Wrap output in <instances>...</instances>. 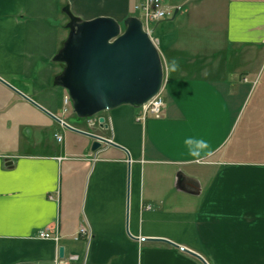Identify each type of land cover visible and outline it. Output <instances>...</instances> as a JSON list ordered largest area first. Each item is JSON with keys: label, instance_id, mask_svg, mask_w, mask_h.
<instances>
[{"label": "crops", "instance_id": "0c3cea01", "mask_svg": "<svg viewBox=\"0 0 264 264\" xmlns=\"http://www.w3.org/2000/svg\"><path fill=\"white\" fill-rule=\"evenodd\" d=\"M133 3L0 0V79L130 155L93 152L91 138L0 81V264H55L61 246L79 256L74 264H204L192 253L264 264V0H166L173 15L153 32L160 116L139 123L138 109L123 106L100 114L101 128L54 84L65 66L54 60L69 35L64 9L123 23ZM179 172L199 193L177 188Z\"/></svg>", "mask_w": 264, "mask_h": 264}, {"label": "water", "instance_id": "95a60500", "mask_svg": "<svg viewBox=\"0 0 264 264\" xmlns=\"http://www.w3.org/2000/svg\"><path fill=\"white\" fill-rule=\"evenodd\" d=\"M64 12L69 18L66 26L69 35L54 60L65 66L54 84L67 91L73 112L78 118L98 117L100 127L108 128L109 125L105 124V118L99 117L100 114L123 106L139 109L161 92L164 83L161 54L139 18L129 16L120 23L111 17L84 20L75 16L69 7ZM0 81L68 130L91 138L93 152L103 145L112 146L123 150L130 159L125 148L94 133L73 128L2 79ZM187 179L183 172H179L177 188L190 194L199 193V188L193 190L195 187L188 184ZM157 241L173 244L167 240ZM192 254L208 264L199 255ZM59 256H65L63 246L59 248Z\"/></svg>", "mask_w": 264, "mask_h": 264}, {"label": "built area", "instance_id": "2783aa9c", "mask_svg": "<svg viewBox=\"0 0 264 264\" xmlns=\"http://www.w3.org/2000/svg\"><path fill=\"white\" fill-rule=\"evenodd\" d=\"M132 14L140 19L143 24L144 30L149 34L152 39V34L158 23L170 18L173 15V9L166 4V0H134L132 6ZM66 105L71 104L69 96L65 100ZM164 107V98L161 92L153 97L148 103L138 109L136 117L137 122L143 123L148 117H159ZM58 139L60 137L57 136ZM53 199L52 196H50ZM80 235H87L89 232L85 228L80 229ZM39 237L46 240H52L59 243L60 237L57 233L48 230L39 232ZM79 260L76 254H69L61 258L59 251L55 259V264H74Z\"/></svg>", "mask_w": 264, "mask_h": 264}, {"label": "clouds", "instance_id": "9594fccd", "mask_svg": "<svg viewBox=\"0 0 264 264\" xmlns=\"http://www.w3.org/2000/svg\"><path fill=\"white\" fill-rule=\"evenodd\" d=\"M172 70L173 71H176V70H178V68H179V65L176 63V61L174 60L173 62H172ZM192 140H188V141H186V143L187 144H192ZM198 143V148H205V147H207V145L203 142V141H200V142H197ZM192 155H194V156H196V155H199V153L198 152H195V151H193L192 152Z\"/></svg>", "mask_w": 264, "mask_h": 264}, {"label": "rangeland", "instance_id": "374dc122", "mask_svg": "<svg viewBox=\"0 0 264 264\" xmlns=\"http://www.w3.org/2000/svg\"><path fill=\"white\" fill-rule=\"evenodd\" d=\"M155 27V26H154ZM154 39H155V36H154V33L152 34V40H153V42L155 43V41H154ZM156 45V44H155ZM157 47V46H156Z\"/></svg>", "mask_w": 264, "mask_h": 264}]
</instances>
